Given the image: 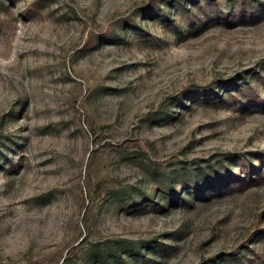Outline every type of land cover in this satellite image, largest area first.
<instances>
[{"label": "rangeland", "instance_id": "obj_1", "mask_svg": "<svg viewBox=\"0 0 264 264\" xmlns=\"http://www.w3.org/2000/svg\"><path fill=\"white\" fill-rule=\"evenodd\" d=\"M213 1L0 0V264H264V0Z\"/></svg>", "mask_w": 264, "mask_h": 264}, {"label": "trees", "instance_id": "obj_2", "mask_svg": "<svg viewBox=\"0 0 264 264\" xmlns=\"http://www.w3.org/2000/svg\"><path fill=\"white\" fill-rule=\"evenodd\" d=\"M205 3L207 2L208 5H210V2H214L213 0H204ZM176 4L177 5H180L182 9L186 10V7L183 6V2H181V0H176ZM214 5V3H212ZM212 13V12H211ZM209 13V14H211ZM208 16V15H207ZM206 16V18H207ZM184 18H187L188 16L184 15L183 16ZM202 24L199 25V23L194 26L196 28L200 27ZM223 87H228L229 84L228 83H224L222 84ZM244 86V89L246 88L245 91H243L244 89L242 88ZM200 92H203V94H205L206 97L208 96H214L215 95V89L214 88H202V90ZM231 92H233L234 96H232L233 94L230 93L229 91L226 92V94L228 96H230V98L232 99H235V100H238L237 97L238 96H241V94H244L246 93L248 96L246 97V101L245 102H240L239 104V107L241 105H244V103H247V105H250V104H257L258 103V99L259 97H254V92L252 91V89L249 87L248 84L244 83V85H239L237 87H235L234 90H232ZM142 148V147H141ZM142 152V151H141ZM247 157H234L233 159L230 158V160L232 161H240V164H238L237 166L240 167V172L243 174V175H239V174H232V175H229L228 178H224L222 176H217L216 179L213 180V178L215 177V175L217 174L216 171H212L211 173H206V172H199L197 173L194 177V181L190 184L191 186L189 188L192 189V191L189 193L190 196L191 195H198L200 193H209L211 192L214 187L218 184V185H222L223 184V188L222 189H226L229 187V183L230 182H233L235 184H240L243 180H249V181H252L254 178H252L251 174H260L257 172V168H258V165L256 166H253V165H249V162H248V159H246ZM263 158V157H262ZM261 158V159H262ZM244 159V160H243ZM264 161V159H263ZM255 173H252L254 172ZM257 172V173H256ZM242 176L244 178H242ZM196 177L197 178H200V177H203L202 180H203V183L200 184L198 182H196ZM196 179V180H195ZM227 181V184L224 185V183ZM188 189V188H187ZM222 189H217V191H220ZM189 190V189H188ZM166 192L169 194L170 193V190H166ZM140 244H129V243H124L122 244L121 246L117 245L115 247L113 246H109V247H105L103 249V253H102V256L104 257V261L105 262H110V264H114L113 262H124L123 260H121V257H122V254H127L128 257L132 258V259H137V257H141L142 254L140 253V249L138 248ZM123 252V253H122ZM64 262V261H63ZM64 264H69L65 261Z\"/></svg>", "mask_w": 264, "mask_h": 264}]
</instances>
